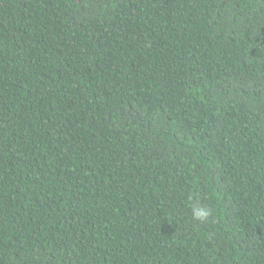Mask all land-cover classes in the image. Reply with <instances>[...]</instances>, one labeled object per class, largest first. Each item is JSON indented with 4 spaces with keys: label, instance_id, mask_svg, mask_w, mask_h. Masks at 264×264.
Instances as JSON below:
<instances>
[{
    "label": "trees",
    "instance_id": "16d2710c",
    "mask_svg": "<svg viewBox=\"0 0 264 264\" xmlns=\"http://www.w3.org/2000/svg\"><path fill=\"white\" fill-rule=\"evenodd\" d=\"M0 264H264V0H0Z\"/></svg>",
    "mask_w": 264,
    "mask_h": 264
},
{
    "label": "clouds",
    "instance_id": "9594fccd",
    "mask_svg": "<svg viewBox=\"0 0 264 264\" xmlns=\"http://www.w3.org/2000/svg\"><path fill=\"white\" fill-rule=\"evenodd\" d=\"M211 214V210L198 204L192 205V216L198 221H203Z\"/></svg>",
    "mask_w": 264,
    "mask_h": 264
}]
</instances>
